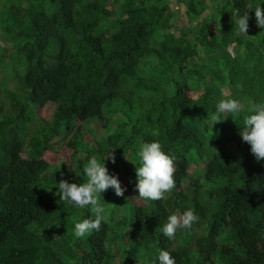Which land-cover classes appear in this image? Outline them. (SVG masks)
Instances as JSON below:
<instances>
[{
	"label": "trees",
	"instance_id": "16d2710c",
	"mask_svg": "<svg viewBox=\"0 0 264 264\" xmlns=\"http://www.w3.org/2000/svg\"><path fill=\"white\" fill-rule=\"evenodd\" d=\"M176 1L188 24L196 22L179 35L164 0H0V71L20 90H0V264H116V247L120 264H160L162 249L176 264H224L233 251L220 247L225 229L239 245L227 264H264V160L240 137L246 110L212 127L222 99L264 104V28L255 18L264 0ZM245 13L243 34L235 21ZM47 104L55 112L42 124L33 107ZM91 119L109 133L99 151L77 125ZM72 128L73 165L55 166L45 153ZM154 141L174 159L172 197L136 205L109 188L99 203L114 207L100 231L76 238L66 215L95 214L64 204L58 183L85 182L79 168L94 153L115 157L106 167L120 181L126 155ZM232 142L244 147L243 158L226 151ZM127 177L121 187L138 196L136 167ZM189 209L198 220L168 239V216ZM63 228L71 235L58 243Z\"/></svg>",
	"mask_w": 264,
	"mask_h": 264
},
{
	"label": "clouds",
	"instance_id": "9594fccd",
	"mask_svg": "<svg viewBox=\"0 0 264 264\" xmlns=\"http://www.w3.org/2000/svg\"><path fill=\"white\" fill-rule=\"evenodd\" d=\"M257 26L264 28V8H255ZM249 15L245 13L235 21L239 32L246 34L248 30ZM247 106V107H246ZM244 127L240 132L242 140L251 146V153L257 161L264 160V104H255L251 101H242L235 98L222 99L218 102L216 115L212 117L213 125L232 118L241 112H245ZM111 157L115 163V157L108 155L104 159L95 156L88 160L83 171L87 177L83 183H68L61 180L58 183L57 195L60 200L73 203L78 207L91 206L95 214L94 219H83L74 225V236L82 238L93 231L99 232L101 223L105 219V208L99 203L101 194L109 188L115 190L117 196H123L125 189L116 176L109 175L105 166V159ZM139 167H136V188L139 197L145 200L159 201L165 198V194L175 188V164L174 159L162 150L159 141L140 144L138 151ZM198 220L193 210L189 209L183 214L168 216L167 223L163 226V234L172 239L178 230L191 229L193 223ZM160 264H176L169 251L161 250L159 253Z\"/></svg>",
	"mask_w": 264,
	"mask_h": 264
},
{
	"label": "rangeland",
	"instance_id": "374dc122",
	"mask_svg": "<svg viewBox=\"0 0 264 264\" xmlns=\"http://www.w3.org/2000/svg\"><path fill=\"white\" fill-rule=\"evenodd\" d=\"M165 3H167L169 5V7L171 8V11L173 14H175L174 19L172 20V23L176 25V30L175 33H177L178 35L180 34V29H188L190 27H192L195 23L193 24H188V20L186 18L185 15V7L183 4L177 2L176 0H164ZM206 4H209L210 1L206 0L205 2ZM207 10L205 12V14L207 15ZM203 18V17H202ZM200 20H202L200 18ZM198 20L197 23L200 21ZM6 21L5 18V14L3 12V10L0 7V25L3 24ZM194 40H192L193 42ZM3 44V42H2ZM238 49V42L233 44L232 48L229 49L230 52H234L235 50ZM193 57V54H191ZM4 74V72L0 71V90L2 89H7V90H12V89H16L17 92L18 91V87H19V82L17 81H13V80H3L2 79V75ZM224 89V88H222ZM202 94V91H197L196 93L191 92L190 96L192 97V99L196 100L199 98V96ZM231 95L229 92H225V95ZM3 95V94H1ZM6 108H8V105L5 104ZM33 110L36 114V118L39 120L40 123L45 124L47 122H50L53 114L55 112V106L53 104H47L44 107H33ZM230 117H228L225 121L228 122L230 121ZM39 125V124H38ZM78 126H81V128L86 129L85 130V142L87 144V147L91 150V151H99V146L98 144L102 141V139L106 138L107 136H109V133L102 128V126L100 125V123L96 120V119H91L89 121L86 122H77ZM62 131V130H61ZM76 131V128H72V130L70 131L69 134L65 135L64 134V140L61 139V137H57L55 139H53V141L51 142V149L47 150L45 153L44 158L48 161V162H52L55 166L58 167H62V166H70L73 165V160H72V150L71 148L67 145V141L73 136L74 132ZM114 133H118L117 130L114 131ZM241 137V135H240ZM242 138V137H241ZM41 141L43 142V140L41 139ZM226 151L231 155V156H235V157H240L243 158L244 156V147L243 146H239L236 143L232 142V143H228ZM85 154H81L80 157L85 158ZM95 156L97 159L99 158V155H97L96 153H94V155H92V157ZM105 166H107L106 160H105ZM79 164V163H78ZM86 164L82 165L79 168V176H81L82 179H87L85 173H83V168ZM139 167V158L137 155L131 154L129 153L128 155H126V157L124 158L122 164L119 167L120 173V183L122 186H125L128 182V177H127V172L131 167ZM202 166V165H201ZM197 170H201L203 168L196 166ZM52 175V172L48 173V177L50 179V176ZM202 183H204V181L202 180ZM124 188V187H122ZM55 193V192H54ZM56 194V193H55ZM188 196H190V193H187ZM115 198H123L126 200H130L132 203L136 204V205H146V201L144 199H141L140 197L136 196L135 194H133L132 192H130L127 188L124 191V195L123 196H117L116 194L114 195ZM172 197V193H166L165 194V198L169 199ZM114 201V200H113ZM64 204H68L67 201H64ZM91 210V206H86ZM83 207V208H86ZM114 207V202H109L106 207L105 210L107 212H109L110 208ZM170 209H171V205H169ZM60 210L63 211L62 206H59ZM92 212V210H91ZM175 214H180L179 212H176ZM81 217L82 214H79L77 211L75 214L72 213H68L66 215V217L64 218V220L70 224L71 228H74L75 223L80 222L81 221ZM108 220V219H107ZM109 221V220H108ZM110 225H112V222L109 221ZM66 229H61V231L59 232L58 235H56L55 240L58 243H61L63 240V237H68L71 234H69L68 232H66ZM74 232V229H73ZM230 233L233 236V232L231 231V229H225L224 231V235L221 237V239L219 240L220 243V247L226 248L228 250H233L230 252V254L226 255L225 260H224V264H227L230 257L234 255V253H237L238 255V241L234 240H229L226 238L227 233ZM61 233V234H60ZM133 239H136V237H134ZM122 244V243H121ZM80 254L84 253V249L81 246H78L75 248ZM74 254V253H72ZM114 256H115V263L116 264H120V258H119V252L117 250V247L114 249ZM69 264V260H67V263ZM213 264H222L218 258L214 259Z\"/></svg>",
	"mask_w": 264,
	"mask_h": 264
}]
</instances>
